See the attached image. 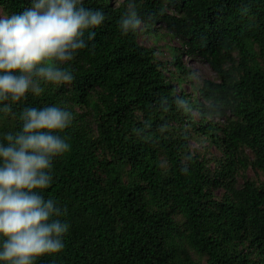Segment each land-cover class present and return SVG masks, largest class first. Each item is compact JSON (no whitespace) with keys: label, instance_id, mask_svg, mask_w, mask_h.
Listing matches in <instances>:
<instances>
[{"label":"trees","instance_id":"1","mask_svg":"<svg viewBox=\"0 0 264 264\" xmlns=\"http://www.w3.org/2000/svg\"><path fill=\"white\" fill-rule=\"evenodd\" d=\"M134 2L146 29L165 23L173 37L182 38L184 52L208 61L219 80L202 81L205 103L177 94L157 50L139 42V29L121 31L128 0H84L85 7L102 10L105 21L94 29V40L87 41L86 33L88 47L63 65L73 82L42 84L41 95L8 101L13 112H0L4 144L7 134L21 130L25 108L57 106L73 115L72 124L57 133L71 149L53 158L52 185L42 190L67 209L59 217L69 224L65 247L35 264H202L190 249L204 252L206 264H263L264 182L238 185L236 175L249 163L264 171V64L245 62L239 73L225 61L233 64V45L249 38L259 41L264 58V0ZM0 5L8 15L18 14L31 0ZM177 97L187 102L188 113ZM194 107L201 118L193 125L200 123L204 134L212 123L208 115L228 118L222 136L213 139L223 150L218 169L190 150L188 129L178 133L167 122L178 112L177 120L192 117ZM219 187L225 190L220 199L213 192ZM243 244L256 257L239 250Z\"/></svg>","mask_w":264,"mask_h":264},{"label":"clouds","instance_id":"2","mask_svg":"<svg viewBox=\"0 0 264 264\" xmlns=\"http://www.w3.org/2000/svg\"><path fill=\"white\" fill-rule=\"evenodd\" d=\"M104 21V12L85 7L84 0H31L22 13L0 15V112H13L8 101L41 95L42 84H71L73 73L63 65L88 47L86 33L87 41L94 40V29ZM141 25L134 0H128L121 31L135 32ZM176 103L190 111L179 97ZM20 119L21 130L0 143V261L5 264H35L60 253L69 231L59 219L67 209L42 190L52 185L53 158L71 149L57 133L72 124L73 115L57 106L28 107Z\"/></svg>","mask_w":264,"mask_h":264},{"label":"rangeland","instance_id":"3","mask_svg":"<svg viewBox=\"0 0 264 264\" xmlns=\"http://www.w3.org/2000/svg\"><path fill=\"white\" fill-rule=\"evenodd\" d=\"M119 1L121 0H113V3H118ZM166 7L169 11L176 12V9L169 2L166 3ZM0 15H8L1 5ZM251 39L252 38H249L247 41L235 43L233 45L232 54L234 63L232 64L229 61H225L227 67H237L239 68V73H241V66L245 62L250 64L254 59H257L264 64V58L261 54L262 45L259 41L252 44L250 41ZM253 39H256V37L253 36ZM138 40L140 43L157 50L158 60L162 63V67L164 68L168 79H170L177 87V94H181L182 92L187 96L188 100L195 102L200 99L205 103V100L201 98L199 92V87L201 86L202 81L207 78L219 80L217 72L212 68L208 61L199 55H192L184 52L182 38L173 37L170 32H168L166 25L163 22L152 25L148 29H146V25L142 23L138 32ZM179 55V61L174 63L175 57ZM192 112V117L187 116L184 121L177 120L178 117H181L182 112H178L177 117H175L176 114H173L167 120L169 127L173 128L178 133L188 129L190 133L188 137L190 150L199 155L200 159H205L209 169H218L217 166L219 160L223 158V150L213 141V139L222 136L221 130L228 118L227 116L208 115V120L212 123L209 131L204 134L197 129L199 128L200 123L193 125L194 122L196 123V121H199L201 118V110L199 107H194ZM189 118H192V121H190ZM90 121L95 125L94 118L92 120L90 119ZM244 152L249 157H254V152L250 148H244ZM236 177L238 185H242L248 179L262 184L264 182V171L255 168L249 163L246 168H240L238 170ZM224 191L225 190L222 187L213 190L215 196L219 199L224 195ZM239 250L248 252L250 257H256L255 249L249 244H243L239 247ZM190 252L193 258L200 263H207V255L204 252L194 249H190Z\"/></svg>","mask_w":264,"mask_h":264}]
</instances>
